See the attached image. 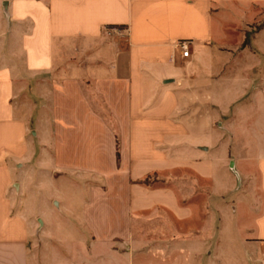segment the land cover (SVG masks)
Here are the masks:
<instances>
[{"label":"crops","instance_id":"0c3cea01","mask_svg":"<svg viewBox=\"0 0 264 264\" xmlns=\"http://www.w3.org/2000/svg\"><path fill=\"white\" fill-rule=\"evenodd\" d=\"M256 8L0 0V264H135L141 217L153 264H262L264 26L225 36Z\"/></svg>","mask_w":264,"mask_h":264},{"label":"rangeland","instance_id":"374dc122","mask_svg":"<svg viewBox=\"0 0 264 264\" xmlns=\"http://www.w3.org/2000/svg\"><path fill=\"white\" fill-rule=\"evenodd\" d=\"M226 31L225 36L231 41V44H239V46L243 47V44H245L252 36L253 34L262 28L264 26V9L259 10V8L252 9L251 14L249 15H242L240 21H233L232 19L226 21ZM234 28L236 30L234 31ZM222 34H219V37ZM258 44L261 46L264 45V37H260L258 41H253V44ZM146 180L149 183H152L155 181L156 183H159L158 178L154 176H149L146 178ZM238 185V184H237ZM204 199V200H203ZM233 195L227 196V203L229 204L230 201L232 202ZM193 202L196 205V222H198V219L205 215V211H202L203 203H205V198H202V196H195L193 198ZM230 205V204H229ZM202 212V213H201ZM200 220V219H199ZM156 224L152 220V217H141L134 221L133 223V233L136 241L138 243H141L144 240V245L141 247L142 249L151 250L148 256L140 257L136 254L134 258L135 264L139 262V260L145 261L146 264H153V243H154V234L153 230L155 228ZM144 237V238H143Z\"/></svg>","mask_w":264,"mask_h":264},{"label":"built area","instance_id":"2783aa9c","mask_svg":"<svg viewBox=\"0 0 264 264\" xmlns=\"http://www.w3.org/2000/svg\"><path fill=\"white\" fill-rule=\"evenodd\" d=\"M104 34L108 37L121 36L124 34V28H122L121 26H109L105 28ZM176 47L180 50V55L182 57L189 56V42L187 40L179 41ZM261 257H262V264H264V242L262 246Z\"/></svg>","mask_w":264,"mask_h":264},{"label":"trees","instance_id":"16d2710c","mask_svg":"<svg viewBox=\"0 0 264 264\" xmlns=\"http://www.w3.org/2000/svg\"><path fill=\"white\" fill-rule=\"evenodd\" d=\"M144 183H149L146 179L143 181Z\"/></svg>","mask_w":264,"mask_h":264}]
</instances>
